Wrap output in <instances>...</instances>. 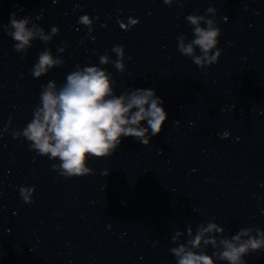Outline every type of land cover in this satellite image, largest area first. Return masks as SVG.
Returning a JSON list of instances; mask_svg holds the SVG:
<instances>
[{
    "label": "water",
    "instance_id": "water-1",
    "mask_svg": "<svg viewBox=\"0 0 264 264\" xmlns=\"http://www.w3.org/2000/svg\"><path fill=\"white\" fill-rule=\"evenodd\" d=\"M13 12L30 15L29 27L44 35L58 31L48 42L37 36L27 54L19 53L3 27ZM190 14L221 29L222 55L210 67L199 68L177 50L179 35L185 43L194 39ZM82 15L93 20L91 33L78 23ZM129 18L140 23L122 29ZM116 45L125 48L123 73L100 64L105 54L117 59ZM48 49L64 64L36 79L30 70ZM77 66L111 73L117 96L143 88L162 98L161 133L147 146L126 137L111 156H90L87 176L176 264L169 249L186 243L189 227L194 236L199 225L216 223L223 233L207 236L218 243L242 228L252 229L250 236L264 231V0H173L171 7L163 0H0V71L32 113L41 85L55 81L59 88ZM195 251L211 256L215 249L202 242ZM242 259L264 264V249Z\"/></svg>",
    "mask_w": 264,
    "mask_h": 264
},
{
    "label": "clouds",
    "instance_id": "clouds-1",
    "mask_svg": "<svg viewBox=\"0 0 264 264\" xmlns=\"http://www.w3.org/2000/svg\"><path fill=\"white\" fill-rule=\"evenodd\" d=\"M55 2V0H54ZM171 7L173 0H163ZM209 7L206 12H214ZM198 11V10H197ZM32 17L25 15L17 18V13L10 14L8 25H4L7 35L16 43L15 51L27 54L31 47L30 41L37 36L44 42L52 39L58 29L52 28L51 35H44L43 28L35 25L29 27ZM187 22L193 26V36L185 43L186 36L177 37V50L192 59L193 63L203 69L218 63L222 49L218 48L221 29L214 26L212 19L204 15L190 14ZM202 22L203 25L202 26ZM78 23L92 31L93 20L89 15H82ZM140 23L138 18H129L127 25L120 23V27L129 30ZM11 29V31H9ZM200 55L195 54V49ZM57 51H63L58 48ZM116 60H110L107 54L99 57L101 65L111 63L121 73L125 71V48L116 45L112 48ZM131 59V57H127ZM64 60L53 58L51 50L39 53L38 60L30 70V74L39 79L46 75L53 67L62 66ZM114 81L111 73L99 66H77L76 70L66 77V82L57 87L55 81L41 85L40 102L33 109V118L22 131L14 133V138L22 135L30 143V149L40 156L50 160L60 161L52 165L53 170L59 168L60 176L65 178L83 177L92 174L93 170L87 166L88 158H107L120 146L122 138L133 137L147 146L150 139L161 133L167 120V113L163 108V100L153 89L137 88L119 96L114 93ZM10 119V118H9ZM142 121L147 122L144 127ZM149 130L151 136H149ZM107 171L104 175H107ZM35 186L20 187V196L27 204L35 203L31 193ZM224 229L216 223L208 222L197 227L193 236L192 228L187 229L189 239L186 243L177 244L180 233L177 231L172 242L178 246L169 249L176 257L177 264H214L213 256L228 264H246L242 259L250 252L264 249V231L256 229V235L250 236V228H242L231 238L217 239L209 237L210 233H223ZM242 237H248L242 240ZM203 245H211L215 249L213 255L195 251ZM219 249L218 251H216ZM251 250V251H250Z\"/></svg>",
    "mask_w": 264,
    "mask_h": 264
}]
</instances>
